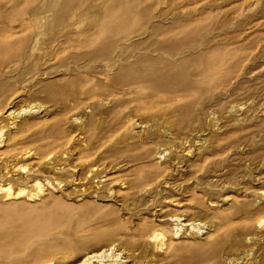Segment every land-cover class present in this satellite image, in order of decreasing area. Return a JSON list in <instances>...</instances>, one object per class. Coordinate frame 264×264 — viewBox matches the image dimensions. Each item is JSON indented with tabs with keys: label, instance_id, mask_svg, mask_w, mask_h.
Returning a JSON list of instances; mask_svg holds the SVG:
<instances>
[{
	"label": "rangeland",
	"instance_id": "rangeland-1",
	"mask_svg": "<svg viewBox=\"0 0 264 264\" xmlns=\"http://www.w3.org/2000/svg\"><path fill=\"white\" fill-rule=\"evenodd\" d=\"M260 2L0 0V264H264Z\"/></svg>",
	"mask_w": 264,
	"mask_h": 264
},
{
	"label": "bare ground",
	"instance_id": "bare-ground-1",
	"mask_svg": "<svg viewBox=\"0 0 264 264\" xmlns=\"http://www.w3.org/2000/svg\"><path fill=\"white\" fill-rule=\"evenodd\" d=\"M260 4L261 5H264V0H261V2H260ZM33 186H35V188H36V193H34V194H30V195H28L27 197H33V196H37V195H39V194H42L44 191V189H43V186H41L40 185V183H37V181L34 183V185ZM0 191H3L4 193H5V195L8 197V196H10L11 195V188H10V186H5V187H0ZM26 192V191H25ZM24 192V190H19L18 192H17V195H21V194H24L25 193ZM260 224H262V222L260 223ZM154 238H156V239H162V235H160V234H156V235H154ZM106 251V250H105ZM105 251L103 250L102 252H98V253H90V254H88V255H86L85 257H84V259H83V261L80 263V264H93L92 262L93 261H96V260H98L99 261V264H101V260H100V258L103 256V255H105L104 253H105ZM108 256V255H107ZM107 259V258H106ZM109 259V258H108Z\"/></svg>",
	"mask_w": 264,
	"mask_h": 264
}]
</instances>
